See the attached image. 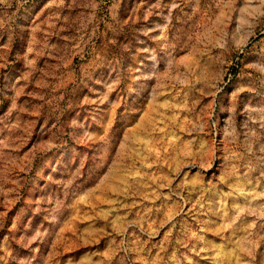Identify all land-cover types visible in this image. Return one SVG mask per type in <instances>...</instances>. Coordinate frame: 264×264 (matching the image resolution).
Wrapping results in <instances>:
<instances>
[{
	"label": "rangeland",
	"instance_id": "obj_1",
	"mask_svg": "<svg viewBox=\"0 0 264 264\" xmlns=\"http://www.w3.org/2000/svg\"><path fill=\"white\" fill-rule=\"evenodd\" d=\"M0 264H264V0H0Z\"/></svg>",
	"mask_w": 264,
	"mask_h": 264
}]
</instances>
